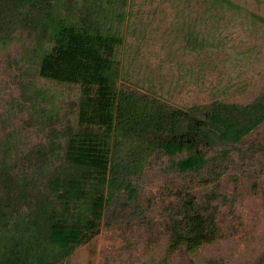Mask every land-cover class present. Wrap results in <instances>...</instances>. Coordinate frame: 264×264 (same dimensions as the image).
Listing matches in <instances>:
<instances>
[{
    "label": "trees",
    "instance_id": "1",
    "mask_svg": "<svg viewBox=\"0 0 264 264\" xmlns=\"http://www.w3.org/2000/svg\"><path fill=\"white\" fill-rule=\"evenodd\" d=\"M205 1L264 23L229 0ZM129 7L130 0H0V51L26 33L32 44L22 63L43 81L76 89V101L60 115L58 97L30 83L22 87L29 125L43 141L21 159L7 144L0 157V264L59 263L99 229L108 209L137 205L136 179L150 158L168 153L177 173L199 175L208 150L242 145L264 125V93L247 104L180 107L118 86ZM184 41L195 53L224 49L238 56L193 29ZM213 158L223 165L226 153ZM174 211L177 243L203 237L191 200Z\"/></svg>",
    "mask_w": 264,
    "mask_h": 264
},
{
    "label": "rangeland",
    "instance_id": "2",
    "mask_svg": "<svg viewBox=\"0 0 264 264\" xmlns=\"http://www.w3.org/2000/svg\"><path fill=\"white\" fill-rule=\"evenodd\" d=\"M229 1L264 18V0ZM129 8L132 23L121 49L125 79L118 86L180 107L247 104L264 93V23L205 0H130ZM191 29L231 47L237 58L224 49L190 51L184 36ZM31 44L18 32L0 51V157L7 144L21 159L43 141L29 125L22 87L30 83L58 97L60 115L76 101L74 87L43 81L22 63ZM220 151L223 165L213 158ZM206 159L201 174L182 176L168 153L150 158L136 179L137 205L108 209L99 229L57 264H264V125L242 145H215ZM186 200L195 205L203 237L177 243L174 207Z\"/></svg>",
    "mask_w": 264,
    "mask_h": 264
}]
</instances>
